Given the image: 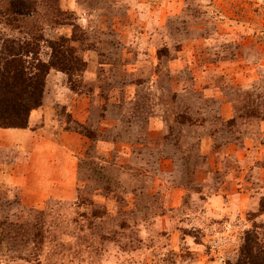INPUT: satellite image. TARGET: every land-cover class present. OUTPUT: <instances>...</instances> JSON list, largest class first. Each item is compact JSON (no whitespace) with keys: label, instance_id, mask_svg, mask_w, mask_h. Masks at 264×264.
Masks as SVG:
<instances>
[{"label":"rangeland","instance_id":"1","mask_svg":"<svg viewBox=\"0 0 264 264\" xmlns=\"http://www.w3.org/2000/svg\"><path fill=\"white\" fill-rule=\"evenodd\" d=\"M9 42L50 68L28 126L0 128V264L264 241V0H0Z\"/></svg>","mask_w":264,"mask_h":264},{"label":"trees","instance_id":"2","mask_svg":"<svg viewBox=\"0 0 264 264\" xmlns=\"http://www.w3.org/2000/svg\"><path fill=\"white\" fill-rule=\"evenodd\" d=\"M30 44L4 45L0 53V128L25 129L30 113L41 105L47 64L29 67V55L34 53ZM5 54V55H4ZM255 227L244 233L236 260L229 264H264V241Z\"/></svg>","mask_w":264,"mask_h":264}]
</instances>
